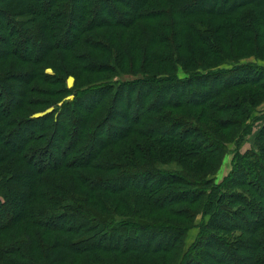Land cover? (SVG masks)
<instances>
[{"label": "trees", "instance_id": "trees-1", "mask_svg": "<svg viewBox=\"0 0 264 264\" xmlns=\"http://www.w3.org/2000/svg\"><path fill=\"white\" fill-rule=\"evenodd\" d=\"M238 38L264 0H0V264H264V124L207 178L264 99V67L195 69Z\"/></svg>", "mask_w": 264, "mask_h": 264}, {"label": "rangeland", "instance_id": "rangeland-1", "mask_svg": "<svg viewBox=\"0 0 264 264\" xmlns=\"http://www.w3.org/2000/svg\"><path fill=\"white\" fill-rule=\"evenodd\" d=\"M121 41L126 42V37L122 38ZM261 44L264 45V41H261ZM224 52L226 53L228 57L233 55L235 58H238V61L235 62V61L230 60L224 63H220L210 56L208 58H205L202 61L204 64V68L196 67L195 69L201 70V72L205 73L209 71L208 69L210 70L220 69V68L229 69V68L234 67L235 65H240V64H254L255 66H258V67H262V68L264 67V49L263 48L260 49V53L258 56L256 53L252 51V48L250 46L244 45L241 39L239 38L236 40L235 47H228L224 50ZM174 67H175V70H177V73H178L177 75L179 77L186 76L185 74L186 70L181 63H175ZM47 71L51 72V69H48ZM100 77H102L101 74H96V75L88 76L87 79L95 80ZM132 78H134V75L132 74H124V75L122 74L121 76V79H132ZM69 79H71V82H69ZM73 82H74V78L72 76L67 77L66 82H65L66 87L68 88L72 87ZM71 97L72 96H69L67 98H71ZM60 103L61 102H59L58 104ZM52 108L53 106H49L45 108L42 111V113L48 112L52 110ZM42 113L40 112L35 115H39ZM195 115H197V113H194V117ZM248 117L249 118L244 121V124L250 127V130H251L250 133L244 137L234 139V141L232 140L230 142H226L227 144L226 153L222 154V159H221L219 167L213 173L210 172V174L207 175V178H212L215 183L220 182L223 179V177L232 169V160H233L234 153L239 152L242 154L246 150L256 149L254 145V137L256 133L258 132L259 128L264 124V99L258 105H256L253 110L250 111V115ZM205 124L209 125V123L207 122H205ZM210 127H213V126H210ZM217 132L221 137L226 139L224 132H221L218 130ZM157 167L165 168V169H174V170H176L177 168L174 164H157ZM146 213L144 214V216H147L151 219L162 220V219L167 218L172 221H183V219H180V218H173V219L171 217L169 218L165 216V213H157V214L154 213L151 215H147ZM201 218H202L201 214L200 212H198L196 214V217L194 218V226H192V228L188 230V234L185 239V242L187 245L196 236L198 228L195 226L201 222ZM73 264H79V262L75 261L73 262Z\"/></svg>", "mask_w": 264, "mask_h": 264}]
</instances>
